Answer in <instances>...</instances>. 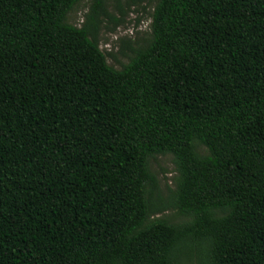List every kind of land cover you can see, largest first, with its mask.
<instances>
[{"label": "trees", "instance_id": "1", "mask_svg": "<svg viewBox=\"0 0 264 264\" xmlns=\"http://www.w3.org/2000/svg\"><path fill=\"white\" fill-rule=\"evenodd\" d=\"M81 1L0 0V264H264V0H156L119 68Z\"/></svg>", "mask_w": 264, "mask_h": 264}, {"label": "rangeland", "instance_id": "2", "mask_svg": "<svg viewBox=\"0 0 264 264\" xmlns=\"http://www.w3.org/2000/svg\"><path fill=\"white\" fill-rule=\"evenodd\" d=\"M156 0H119L118 8L116 0H108L107 8L116 20H109L101 16L103 22L98 31L99 47L104 51L114 52V56H107V62L116 68L127 62L130 53L127 45L135 46L142 43L149 35L151 12ZM89 0L77 3L67 14V20L75 25H81L85 21V15L89 10ZM201 147V146H200ZM151 169L155 173L158 186L163 192L167 186H173V177L176 174L175 165L170 154L157 155L151 159ZM164 214L173 220H182L187 216L174 209H169Z\"/></svg>", "mask_w": 264, "mask_h": 264}]
</instances>
